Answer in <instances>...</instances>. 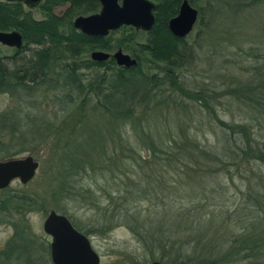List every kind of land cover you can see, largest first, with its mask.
Segmentation results:
<instances>
[{
  "label": "trees",
  "instance_id": "obj_1",
  "mask_svg": "<svg viewBox=\"0 0 264 264\" xmlns=\"http://www.w3.org/2000/svg\"><path fill=\"white\" fill-rule=\"evenodd\" d=\"M149 1L154 4L155 20L149 32L124 26L107 37L95 38L75 30L73 20L97 13L99 0H42L36 8L38 18L19 2L0 0V31H17L23 38L19 50L0 56V94H8L18 106L17 112L7 115L19 113V132L34 126L32 137L49 134L60 142L52 153L58 158L57 177L64 184L46 196L51 210L68 217L85 236L103 234L123 223L151 259L162 264H264V173L260 171L264 166V74L251 80L236 78L233 85L221 89L247 118L239 124L219 120L210 104L217 92L191 89L183 76L196 66L202 36L190 42V34L177 38L168 28L184 0ZM261 1L252 0L250 5ZM213 2L206 6L211 10L209 22H203L206 9L198 8L197 23L207 30L222 8L237 9L225 0ZM61 7L65 9L58 14ZM228 42L234 43L238 55L258 56L264 62V50ZM118 49L136 59L137 65L124 69L112 58L102 63L90 59L93 51ZM41 93L50 95L56 122L35 119L32 102L41 105ZM185 100L216 119L221 132L214 134V140L204 143L198 139L185 114L190 108ZM157 118L161 122H154ZM169 118L174 123L167 124ZM11 132L0 130L1 138L8 136L7 143L0 140V161L18 156L26 146L24 141L17 142L24 135ZM18 144L20 150L11 154L10 149ZM142 152L148 154L146 158ZM230 172L245 176L246 200L255 205L256 217L237 235H222L223 252L220 247L208 250L192 235L202 223L221 219L227 212L220 207L219 216L204 214L201 203L224 197L227 189L218 176ZM206 180L214 186L209 189ZM38 199L35 194L8 193L0 200V216H25L39 210ZM157 200L159 204L154 203ZM62 202L74 207L80 203L98 220L82 228ZM180 232L182 239L177 236ZM24 233L9 243L10 253H26L22 250L25 241L37 244ZM37 246L50 256L48 244ZM184 248L200 256L186 259ZM156 254L160 256L155 258Z\"/></svg>",
  "mask_w": 264,
  "mask_h": 264
},
{
  "label": "rangeland",
  "instance_id": "obj_2",
  "mask_svg": "<svg viewBox=\"0 0 264 264\" xmlns=\"http://www.w3.org/2000/svg\"><path fill=\"white\" fill-rule=\"evenodd\" d=\"M209 1L210 2L206 0H195L192 4L190 2L189 4L197 10L200 7L206 9V6H210L214 3L213 0ZM251 1L252 0H225V3L230 2L233 6H236L237 9L233 10V8L232 10H228L222 8L211 20L208 30L203 27L202 23L199 22L198 24L197 21V24H195L189 36L190 42L198 36H202L203 40L201 46L197 49L196 66L191 68L190 71L183 76L185 79H188L187 82L191 89L192 86H195L194 88L197 89L201 87L208 88L210 92L215 90L217 95L215 98L211 99L210 104L215 106L216 116L219 120L230 123H243L247 116L244 111L240 110V105L229 101L221 94V89L233 85V80L236 78L251 80L252 78H257L264 74V62L258 61V56L253 55V57H248L244 54L238 55L233 46L234 43L228 42V39L234 40L237 42L235 44L240 45L243 49L251 47L259 51L264 50V1L250 5ZM226 5L227 4L223 6ZM64 9L65 7H61L57 9L56 12L61 14ZM210 12V9H206L204 23L209 22L207 18ZM33 14L37 18L39 17L37 9L33 10ZM229 29L230 32L228 33ZM216 32L219 33L218 40L216 39ZM219 44L223 47L221 48ZM116 51L117 50L110 54ZM13 52L12 49L0 45V56H11ZM184 102L190 104V102L186 100ZM39 103L41 105L32 102L35 106V119H40L45 123L56 122L53 114L54 108L50 102V95L48 93H41ZM26 105L30 104L26 103ZM188 110L189 112L187 113L189 114H185L189 116V120H191L189 124L193 130H196L198 139L204 143L205 141L209 143L214 140V134L221 132L216 119L208 114L206 110L198 108L197 105H194L193 108L190 104ZM11 111H18L16 101L11 99L8 94H0V116L7 115V113ZM10 114L4 118H0V130L2 129V131L7 134L14 130L17 131L19 135H24L25 137L18 139L17 142L24 141L26 146L24 151L16 157L31 156L38 161L39 168L34 179L27 185H22L19 181H14L8 188L1 190L0 200L8 193L35 194L39 198L38 200L41 208L39 210L30 211L25 216L21 214L14 217L0 216V264H52L48 253L43 250L40 251L37 244L46 247V245L50 243V238L44 234L42 229L44 219L49 211H51V202L46 196V192L64 184V182L57 177V171L54 166L57 165L58 158L52 153L60 142H57L54 135L49 134L42 138L32 137L31 132L34 126L19 132L17 127L18 123H20L17 119L19 113L18 115L16 114L17 116ZM187 116L184 117L185 121L186 118H188ZM157 121L161 122L158 118L154 120V122ZM166 123L172 124L174 120L169 118ZM254 131L258 134V126H255ZM2 136L0 140L7 143L8 136H4L3 134ZM62 141L63 139L61 142ZM18 146L19 144L13 146L12 149H10V153L13 154L18 152L20 150ZM141 154L145 158L148 155L145 152ZM253 169L255 172L261 171L264 173V166H261L260 171H258V167L253 165ZM244 177L245 176H240L234 172L220 174L218 179H220L221 185L225 186L227 189L225 190L224 197L222 199L211 198V200L206 198L205 205L201 203L204 214L212 213L219 216L220 207H223L224 211L227 212L221 219H216L215 217L207 224L202 223V226L197 227L194 231L192 236L203 242L202 244L208 250L220 247L222 248L220 251L223 252V247L226 246H221L224 241V236L222 235L227 233H229V237L237 235L245 225L247 226V223L256 217L255 205L249 200L248 203L246 200V179H244ZM84 183L90 184L88 180H85ZM205 183L209 189L214 186L211 180H206ZM154 203L159 204L158 200ZM63 204L64 206L66 205L62 202V205ZM73 205L75 204L71 203L66 206L73 215L74 221L82 228L98 220V217H94L82 204L77 203L76 207ZM187 206L190 207L191 205L189 204ZM141 208L145 210L146 206H142ZM12 224H17L19 234H22L23 229L26 233L25 236L33 237L37 242V244L34 243V245H32L25 241L26 245L22 246L24 247L22 250L24 249L26 253L21 252L20 248L19 251L22 253L21 256H18V252L10 253V250L7 249L9 243L13 241L14 226ZM203 226H205L204 229H202ZM157 227L159 228L161 225L159 224ZM177 236L182 239V232ZM87 237L90 240L93 250L100 257V264H150L156 261L151 259V255L145 251L144 247L137 240V236H135L128 226L123 223H118L103 234L92 233ZM221 254L222 253H215V255ZM182 255H184L186 259L190 258L192 261L200 256L196 252L191 251V249L186 248H184ZM158 256H160V254H156L154 257L156 258ZM176 264H180V262H176Z\"/></svg>",
  "mask_w": 264,
  "mask_h": 264
},
{
  "label": "water",
  "instance_id": "obj_3",
  "mask_svg": "<svg viewBox=\"0 0 264 264\" xmlns=\"http://www.w3.org/2000/svg\"><path fill=\"white\" fill-rule=\"evenodd\" d=\"M19 2L27 9L36 8L42 0H1ZM100 10L92 15L78 16L73 20V28L83 35L104 38L110 32L121 27H131L135 31L149 32L154 25V4L149 0H99ZM198 10L184 0L177 16L168 23L169 31L177 38L190 34L197 22ZM0 45L19 50L23 38L17 31L1 32ZM112 58L118 67L130 69L137 65L136 59L118 49L110 54L93 51L90 59L97 63ZM39 168V163L31 156L0 161V190H5L12 182L30 183ZM45 235L51 238L50 258L52 264H100L99 255L93 250L87 236L76 230L71 221L63 214L54 210L46 215L43 226ZM150 264H162L159 261Z\"/></svg>",
  "mask_w": 264,
  "mask_h": 264
},
{
  "label": "flooded vegetation",
  "instance_id": "obj_4",
  "mask_svg": "<svg viewBox=\"0 0 264 264\" xmlns=\"http://www.w3.org/2000/svg\"><path fill=\"white\" fill-rule=\"evenodd\" d=\"M40 3H41V2H40ZM23 6H24V5H23ZM38 6H39V5H38ZM38 6H37V7H38ZM24 7H25V6H24ZM37 7H36V8H37ZM25 8H26V7H25ZM36 8H34V9H36ZM34 9H31V10H34ZM28 10H29V9H28ZM14 158H18V157H14ZM12 159H13V158H12ZM15 181H18V180H15ZM0 191H1V190H0ZM12 225H13V224H12ZM13 226H14V236H15V235H20L19 232H18L17 224H16V225L14 224ZM24 231H25V230L22 229V233H23ZM14 236H13V238H14ZM47 237H49V236H47ZM49 238H50V237H49ZM50 242H51V238H50ZM49 253H50V243H49ZM50 260H51V258H50Z\"/></svg>",
  "mask_w": 264,
  "mask_h": 264
}]
</instances>
